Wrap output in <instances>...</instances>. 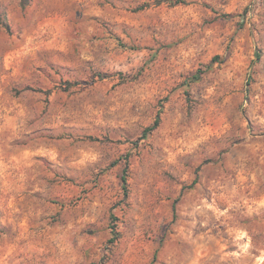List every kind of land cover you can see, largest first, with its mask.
<instances>
[{"label": "rangeland", "instance_id": "obj_1", "mask_svg": "<svg viewBox=\"0 0 264 264\" xmlns=\"http://www.w3.org/2000/svg\"><path fill=\"white\" fill-rule=\"evenodd\" d=\"M0 264H264V0H0Z\"/></svg>", "mask_w": 264, "mask_h": 264}, {"label": "trees", "instance_id": "obj_2", "mask_svg": "<svg viewBox=\"0 0 264 264\" xmlns=\"http://www.w3.org/2000/svg\"><path fill=\"white\" fill-rule=\"evenodd\" d=\"M197 78H198V77H196V79H197ZM156 124H157V123H156ZM153 129H154V127H153V128H150L148 131H151V130H153ZM148 131H147V132H148ZM123 180H124V182H126V179H125V178H124Z\"/></svg>", "mask_w": 264, "mask_h": 264}]
</instances>
